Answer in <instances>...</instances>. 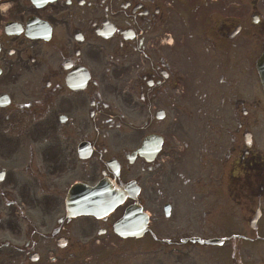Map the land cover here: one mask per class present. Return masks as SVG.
Returning <instances> with one entry per match:
<instances>
[{"label": "flooded vegetation", "instance_id": "1", "mask_svg": "<svg viewBox=\"0 0 264 264\" xmlns=\"http://www.w3.org/2000/svg\"><path fill=\"white\" fill-rule=\"evenodd\" d=\"M2 1L0 264H186L208 249L186 241L205 217L237 215L241 229L225 230L248 240L256 205L264 215V153L238 137L264 122V0ZM220 116L237 125L221 137ZM193 118L209 131L190 135ZM218 165L226 179L212 177ZM131 171L138 196L120 210H148L140 238L114 233L118 213L68 217L72 183Z\"/></svg>", "mask_w": 264, "mask_h": 264}, {"label": "rangeland", "instance_id": "2", "mask_svg": "<svg viewBox=\"0 0 264 264\" xmlns=\"http://www.w3.org/2000/svg\"><path fill=\"white\" fill-rule=\"evenodd\" d=\"M226 105H228V103H226ZM204 108L202 109V111H205V112H208V109H207V107H205L204 105H202ZM225 110H226V112L224 113L225 115H224V117H226V115L227 116H230L232 113H230L231 112V105L226 109L225 108ZM228 110V111H227ZM210 113V112H209ZM235 113V112H234ZM211 114V113H210ZM235 115H238V113H235ZM211 116H212V118L213 119H215V117H214V114H211ZM195 117H199V116H194V118ZM223 116H220V123H218V124H214V126H215V128H217V130H218V132L220 133L221 131H222V128H227V131L228 130H230V131H234V125L233 126H231L230 128H229V126H230V124H229V120H226L225 118H224ZM193 118V119H194ZM259 246H261V247H263L262 246V244H258ZM261 249V248H260ZM252 250V251H251ZM262 250V249H261ZM242 254H244V252H242V253H240V255H242ZM246 254V256L247 255H250L252 258H256L257 257V255H259L260 254V251L258 250V249H256V251L255 250H253V249H250V251H248V252H246L245 253Z\"/></svg>", "mask_w": 264, "mask_h": 264}, {"label": "snow or ice", "instance_id": "3", "mask_svg": "<svg viewBox=\"0 0 264 264\" xmlns=\"http://www.w3.org/2000/svg\"><path fill=\"white\" fill-rule=\"evenodd\" d=\"M3 177L2 176H0V179H2Z\"/></svg>", "mask_w": 264, "mask_h": 264}]
</instances>
